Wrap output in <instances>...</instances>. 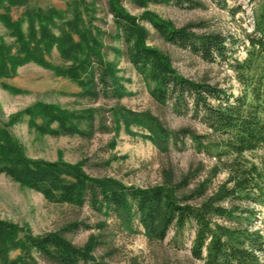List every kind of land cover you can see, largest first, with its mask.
Returning a JSON list of instances; mask_svg holds the SVG:
<instances>
[{
	"label": "trees",
	"instance_id": "obj_1",
	"mask_svg": "<svg viewBox=\"0 0 264 264\" xmlns=\"http://www.w3.org/2000/svg\"><path fill=\"white\" fill-rule=\"evenodd\" d=\"M123 1L108 0L116 29L112 37L123 42L128 60L145 81L153 84V96L160 104L171 105L177 115L197 118L210 131L196 134L181 128L170 134L162 129L154 141L167 149L170 139L178 145L186 137L192 138L228 173L226 181L207 194L205 182L187 190L191 184L187 177L174 186L149 188L125 185L110 177L95 178L78 164L29 158L2 126L0 172L12 174L23 184L61 201L80 205L88 202L99 210L107 206L126 221L136 217L154 239L164 240L171 229L179 234L191 227V254L204 264H264V235L252 225L256 213L242 207L259 204L264 209V166L246 157L264 148V0L254 10L252 28L243 38L217 31L198 32L191 25L176 27L153 13L144 16L166 42L188 49L206 62L226 63L235 73L239 85L236 93L231 87L181 75L169 56L145 43V28L126 11ZM156 1L201 5L195 0ZM69 3L73 16L64 20L62 11L53 6H35L32 0H0V21L15 36L14 44L0 36V77L14 74L18 65L28 61L46 64L45 53L56 44L65 59L73 58V64L61 72L89 85L94 93L101 87L114 97L120 96L119 86L101 55L97 34L84 19L89 3ZM14 7L24 8L18 19L11 17ZM55 29L60 31L59 36L53 34ZM68 30L77 35V40ZM239 46L244 49L242 59L236 56ZM45 111L62 125L69 117L61 110L52 112L51 107ZM132 116L140 124L161 129L158 119L149 114ZM32 250L62 264L95 261L88 245L78 247L62 232L35 235L26 225L0 219V264H37ZM14 251L18 254L12 257Z\"/></svg>",
	"mask_w": 264,
	"mask_h": 264
},
{
	"label": "rangeland",
	"instance_id": "obj_2",
	"mask_svg": "<svg viewBox=\"0 0 264 264\" xmlns=\"http://www.w3.org/2000/svg\"><path fill=\"white\" fill-rule=\"evenodd\" d=\"M85 1L89 8L84 11V19L97 34L101 55L119 86L120 96L114 97L101 87L94 93L89 85L61 72L63 67L73 64V58L65 59L55 44L45 53L46 64L28 61L18 65L14 74L0 77V126L8 129L10 137L21 144L29 158L78 164L95 178L110 177L125 185L149 188L174 186L187 177L191 179L187 190L203 182L208 184L207 194L218 190L228 173L196 141L186 137L174 145L170 139L167 149L154 141L162 129L170 134L181 128H189L196 134L210 131L197 118L177 115L171 105H162L154 98L153 84L136 72L124 53L123 42L112 37L116 29L108 0ZM195 1L201 5L192 7L156 0H124L122 5L145 28V43L169 56L173 68L181 75L231 87L236 93L239 85L226 63L206 62L188 49L166 42L144 21V16L153 13L176 27L191 25L198 32L217 31L243 38L244 32L252 28L253 12L261 0ZM32 4L53 6L62 11L64 20L73 16L69 0H32ZM23 9L12 8L11 17L18 19ZM23 29L26 31V23ZM54 32L60 35L59 30ZM70 34L77 40V35ZM0 36L8 44H14L15 36L1 21ZM244 55L243 47L239 46L236 56L242 59ZM50 107L52 112L68 113L65 125L49 117L45 110ZM143 113L157 118L161 129L133 119L132 114ZM246 157L264 166V148L247 153ZM242 207L256 213L252 225L264 235L262 206ZM0 219L26 225L35 235L62 232L74 245H88L95 261L77 264H204L191 254L194 239L191 227L179 234L171 229L164 240L154 239L136 217L126 221L107 206L99 210L88 202L80 205L52 198L6 172H0ZM17 254L14 251L10 255ZM31 255L37 264H62L35 250Z\"/></svg>",
	"mask_w": 264,
	"mask_h": 264
}]
</instances>
